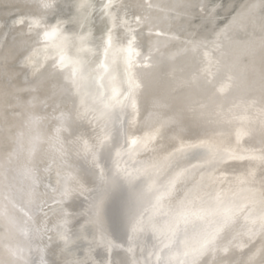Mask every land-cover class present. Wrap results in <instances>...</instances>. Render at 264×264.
I'll return each instance as SVG.
<instances>
[{
    "label": "snow or ice",
    "instance_id": "6c2138e0",
    "mask_svg": "<svg viewBox=\"0 0 264 264\" xmlns=\"http://www.w3.org/2000/svg\"><path fill=\"white\" fill-rule=\"evenodd\" d=\"M41 7L0 24V264H264V0Z\"/></svg>",
    "mask_w": 264,
    "mask_h": 264
},
{
    "label": "bare ground",
    "instance_id": "6f19581e",
    "mask_svg": "<svg viewBox=\"0 0 264 264\" xmlns=\"http://www.w3.org/2000/svg\"><path fill=\"white\" fill-rule=\"evenodd\" d=\"M60 2V9L57 11V15H65L69 12V9L64 7L65 0H59ZM75 2V0H73ZM97 4L101 2V0H95ZM245 2V0H216L217 4L221 5V15L217 22L215 23H222L225 16L227 15L226 9L232 8V7H239L241 3ZM21 14H28L34 18H40L43 17L45 21L49 23H55V18L51 12H48L47 10L43 9L41 7V0H0V24L7 25L10 20L14 16H19ZM194 23L200 24V20H196ZM68 29L79 31V28H77L75 25H68ZM6 28H0V38H2V33L5 31ZM235 38L237 40H243L245 37L241 33L235 34ZM11 41V36H9V42ZM45 49L41 48L39 50V55L42 57L45 54ZM170 50H162L163 56H164V64L162 65L165 73H173L177 78V80L182 78H187L190 74L192 69L189 67V63L191 61V54H188L186 57H177L175 61H169L167 59V56L169 54ZM145 54L147 50H144ZM51 53L55 55L56 53V47H53L51 49ZM233 56L239 57L241 60H243V46H237L233 50ZM83 55V54H82ZM153 55H158L157 53L153 52ZM91 59V57H89ZM50 63V61H49ZM43 70V69H42ZM145 71H149V69H145ZM116 79L112 81L111 86H115L120 91H123L127 87V83L124 79L123 71L114 73ZM160 76L161 74H157V84L153 89L152 96L156 95L160 91ZM29 81L32 79L31 73L28 74ZM107 83V81H106ZM17 84L21 88H26L28 85L25 83L24 76L20 75L17 78ZM111 86L109 87L108 91L111 92ZM152 96H149L146 99H138L137 106L140 110L139 116H138V122L136 127L141 128L144 125V121L149 118V114L152 112ZM239 101L237 100V103ZM79 103V101H78ZM228 107H232L231 101L228 102L227 107L225 111H227ZM234 112H238V109H233ZM57 116L59 113L56 114ZM154 118V117H153ZM88 128V132L90 135L94 134L92 132L91 126L86 125ZM138 135H143V132H139ZM177 146H179L177 144ZM127 159V157H125ZM55 182V178L53 177V183Z\"/></svg>",
    "mask_w": 264,
    "mask_h": 264
},
{
    "label": "water",
    "instance_id": "95a60500",
    "mask_svg": "<svg viewBox=\"0 0 264 264\" xmlns=\"http://www.w3.org/2000/svg\"><path fill=\"white\" fill-rule=\"evenodd\" d=\"M18 16H14L11 20H10V22L8 23V24H10L11 23V21L13 20V19H16ZM92 128V127H91Z\"/></svg>",
    "mask_w": 264,
    "mask_h": 264
}]
</instances>
